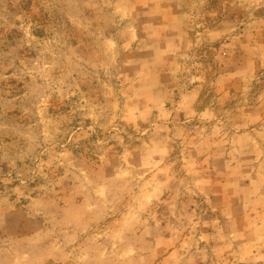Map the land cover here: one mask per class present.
I'll use <instances>...</instances> for the list:
<instances>
[{
	"label": "rangeland",
	"instance_id": "obj_1",
	"mask_svg": "<svg viewBox=\"0 0 264 264\" xmlns=\"http://www.w3.org/2000/svg\"><path fill=\"white\" fill-rule=\"evenodd\" d=\"M0 264H264V0H0Z\"/></svg>",
	"mask_w": 264,
	"mask_h": 264
}]
</instances>
